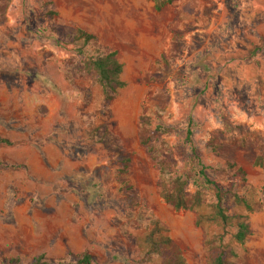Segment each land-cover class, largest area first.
I'll list each match as a JSON object with an SVG mask.
<instances>
[{"label":"rangeland","instance_id":"obj_1","mask_svg":"<svg viewBox=\"0 0 264 264\" xmlns=\"http://www.w3.org/2000/svg\"><path fill=\"white\" fill-rule=\"evenodd\" d=\"M112 51L125 86L108 103L84 61ZM0 140V264H170L173 246L208 264L214 233L232 264H264V0H0ZM162 161L199 210L164 201ZM202 167L251 206L223 195L243 246L210 221Z\"/></svg>","mask_w":264,"mask_h":264},{"label":"trees","instance_id":"obj_2","mask_svg":"<svg viewBox=\"0 0 264 264\" xmlns=\"http://www.w3.org/2000/svg\"><path fill=\"white\" fill-rule=\"evenodd\" d=\"M154 3V7L157 11L162 10L166 5H170L174 0H151ZM77 33L80 37L86 41L92 40L91 35H87L83 31L78 30ZM84 65L87 71L93 72L97 82L102 88L103 98L105 102H111L114 100L118 91L125 86V83L121 79L123 71V65L118 61L116 52H108L101 56L89 57L85 59ZM0 142H3L0 140ZM5 142V141H4ZM186 142H191V132L186 134ZM150 137L147 130H143L141 137V144L149 146ZM125 166H127L128 160H124ZM255 164H259L255 162ZM160 171V194L166 203L171 205L176 211L181 210H199L203 204V192L197 188L196 191L189 195L186 192L187 181L182 176H173L170 173L168 167L164 162L159 164ZM240 174H244L241 169L238 170ZM204 181L207 184L214 185L216 188L215 202L211 204L212 216L210 221L220 224L222 229L225 230L229 227H234L235 233L232 236V240L239 246H243L247 236L250 233L249 223L247 217L234 215L229 216L223 206V195H229L234 199L237 204L242 205L248 212H252L251 206L241 197H239L233 191H222L218 187L210 182L202 170L199 172ZM202 216H199L200 220ZM199 221V219H198ZM157 224V223H156ZM150 236L149 243L151 250L155 254H163L162 251L166 250L172 245L169 237H164L161 242L155 243ZM224 233H214L209 236L206 241V248L209 251L208 264H232L231 259L236 257V253L229 243L224 240ZM168 251L170 264H185L182 257L179 255L178 250L173 246ZM167 253V252H166ZM92 257L89 254H84L77 262V264H91ZM34 264H42L41 257L36 259Z\"/></svg>","mask_w":264,"mask_h":264}]
</instances>
